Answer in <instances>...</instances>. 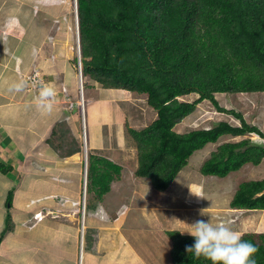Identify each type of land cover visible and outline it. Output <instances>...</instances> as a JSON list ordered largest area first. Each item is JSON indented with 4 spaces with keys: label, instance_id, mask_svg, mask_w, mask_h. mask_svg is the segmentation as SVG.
<instances>
[{
    "label": "trees",
    "instance_id": "obj_1",
    "mask_svg": "<svg viewBox=\"0 0 264 264\" xmlns=\"http://www.w3.org/2000/svg\"><path fill=\"white\" fill-rule=\"evenodd\" d=\"M83 71L109 88L147 94L157 118L141 129L130 127L138 153L136 176L158 190L170 187L190 157L224 135L264 131L231 109L240 125L220 120L207 128L179 132L175 126L210 100L219 111L217 92H264V0H78ZM198 94L194 100L185 97ZM54 129L52 136L55 135ZM51 136V138H52ZM52 145L51 139L48 141ZM72 148L67 154L80 149ZM264 161V143L251 137L222 142L201 166L207 175L226 177L246 164ZM7 173L12 165L0 161ZM123 167L110 158L89 154L88 193L95 203L111 191ZM14 192L9 195L12 205ZM231 206L264 209V178L241 182ZM7 227L13 218L7 214ZM168 230L174 264H210L185 251L194 237ZM242 239L258 245L264 264V231H244Z\"/></svg>",
    "mask_w": 264,
    "mask_h": 264
},
{
    "label": "rangeland",
    "instance_id": "obj_2",
    "mask_svg": "<svg viewBox=\"0 0 264 264\" xmlns=\"http://www.w3.org/2000/svg\"><path fill=\"white\" fill-rule=\"evenodd\" d=\"M49 11L52 24L49 22L50 18H48ZM75 12V0H58L57 7L43 10L44 18L42 20L44 31L46 33L52 31L53 33L50 42L55 40L59 42V45L54 43V52L62 53L63 50H65L73 54L71 62L73 64L72 66L75 68V72H77V85L81 87L80 77L78 75L79 51ZM41 75L44 76V73L41 72ZM64 79L65 74H56L54 85L59 86ZM83 79L85 80L84 88L86 89V100L90 98L92 102L94 97L101 100L110 97V99L106 101L111 104L110 107H107L108 111L109 108L111 109V117L126 113L123 116L124 120L118 121L116 127H104L106 134L115 139L117 143L113 144L112 138H108L101 152L118 158L120 154H114V151L123 147V149H126V151L123 152L124 157L132 160L137 153V149L135 148L136 143L127 131L126 125L128 124L130 127H133L131 120H134L135 124L138 126H147L156 118V114H154L156 110L148 104V95L124 89H122V92L115 89H113V91L109 90V95L107 91L109 87L104 86L101 82L98 83L96 79L85 76L84 73ZM81 81L83 83L82 79ZM31 88L32 87L29 86V90ZM78 91H80L78 102L75 96L72 99L73 103H70V101L66 99V102L71 105L70 109H68V114H72L73 104L75 105L73 109H75L77 105L79 106V112L77 113L76 120H74L75 123L70 125L67 120L62 119L64 121L60 122L56 127L57 133L49 139L52 141V153H58L59 155H57L62 158H71L67 163H78L79 165H72L69 168L66 165L63 166L67 168L64 173L66 176H63L64 180L61 179V175H58V180L56 176H52L50 170L43 167L44 169L41 170L45 172L42 177H38L37 181V187L41 186L42 188L44 183L49 178H52V181L48 184H51L49 189L46 187L45 190L43 189V193L46 195L42 196L41 200H52L51 197L57 200L60 199L58 209L61 208L59 215H62V217H59V219L65 223H75L74 221H76L71 214L73 212L71 210L73 206L71 205L72 198L69 197L77 192L76 184H78L80 177V165L83 168V173L81 174L82 184L80 183L81 192H83L87 154L89 157V154L93 153L92 151H97V148H99V146L95 145L92 147V150L90 149L93 143L92 132L88 133L84 128L86 119H83V114L85 113H83L81 106L85 101V99L83 100L84 92L82 95L81 88ZM197 97L198 94L192 93L185 98L187 100H194ZM216 97L220 105L225 107L227 111H219L210 100L205 99L198 104L196 110L192 114L188 115L183 121L177 124L175 129L177 131L187 132L192 128L211 127L220 120L230 121L233 125H240L239 119L229 112L233 109L234 111L244 114V117L250 124L256 125L264 131V92H217ZM112 100L117 101V103ZM83 105L85 106L84 103ZM89 106L91 105L87 104V109ZM101 110L103 109L101 108ZM66 118L69 120L68 117ZM125 118H127V120ZM111 121L112 120H109V123ZM245 136L251 137L258 143L264 141V138L255 133H249ZM245 136L224 135L217 142L209 143L203 149L197 150L190 157L188 165L178 174L170 187L162 191L154 188L147 178L149 186H145L148 181L144 180V178L140 180L144 183L143 185L139 179H137L138 176H134L132 174V169H130L131 174L129 177L134 179L137 185L135 189L130 192L124 191L121 184L115 185L117 189L116 203L113 204L114 202H110V206L108 204L105 205L102 207L103 213L101 212V215L95 217L97 222L101 221L102 223L100 232L98 229L87 227L90 224V222L89 224L87 222L90 213H86L85 227L87 228L83 233L84 238L82 239L81 237L79 243V257L83 254V261H86L88 256L87 251L96 248L94 250L98 252L100 256L91 258V264H126V261H132L133 257L134 261H137L138 264H173L171 254L165 252V250L168 251V247L171 246L172 243V239L168 235V230H180L184 232L189 230L186 224L191 225L196 220H210L213 224L227 222L240 233L252 231L254 228L257 230L264 229V211L246 212L245 209H237L231 206V200L241 182L264 178V161L260 165L251 163L246 164L240 170L231 172L226 177L207 175L201 172L203 162L210 157L211 152L215 150L220 143L229 140L238 141ZM85 142L87 143L88 151ZM72 148L80 150L68 155L67 153ZM127 167L128 166L124 167L126 171H128ZM24 181L25 175L23 174H20L18 180H12L11 187H13V191L16 192ZM57 181L59 184L63 183V186L59 187L60 194L58 196H50V193L54 195V192L57 191ZM137 186H139L138 189ZM23 198L26 199L25 196H23ZM41 200H39V202ZM86 201L88 204L91 202L95 203L96 199L94 194L87 192ZM29 207L31 208V210L28 211L31 218L30 220L35 222L34 219L37 218L33 217V214H35L33 204ZM49 208L57 210V207L54 205L46 207V211L44 208L43 210L47 212ZM203 210H205L206 215L202 216L200 213ZM112 212L116 213V218L119 216L122 218L116 219L112 217ZM104 213L107 214L106 217ZM38 214L41 215V212ZM50 216H52V214H50ZM114 219H116L118 223L117 226L111 224ZM125 221H127L126 224H124ZM79 229L82 230V222L81 225L79 224ZM63 230L66 232V228ZM131 231L135 232L133 237L130 235ZM117 235L122 238H117ZM82 241L83 246L81 243ZM82 248H84L83 252ZM151 248L152 250L150 251ZM39 251L40 249H38L36 254L35 247L29 250L31 258L36 264H40L41 262L39 259ZM10 262L12 261L10 260ZM0 264H2L1 259Z\"/></svg>",
    "mask_w": 264,
    "mask_h": 264
},
{
    "label": "crops",
    "instance_id": "obj_3",
    "mask_svg": "<svg viewBox=\"0 0 264 264\" xmlns=\"http://www.w3.org/2000/svg\"><path fill=\"white\" fill-rule=\"evenodd\" d=\"M57 2L58 0H0V161L13 166L12 171L8 174H3L0 171V234L7 225L8 209L6 201L10 190L13 188L11 182L15 179L18 180L20 174L25 175L24 183L16 192L14 191L13 206L10 210L13 216L14 228L6 232L0 243L2 264H36L29 253V250L33 247H35L36 254L40 249V264H78L79 243L81 237L84 238L83 232L87 227L101 231L102 223L101 221L97 222L95 217L102 214L99 210L101 207L107 204L110 206V202L116 203L117 189L115 185L121 184L122 189L129 192L135 189L137 185V182L129 177L131 174L130 169H132V174L135 176L134 172L138 166L137 153L132 160H129L123 155V152L126 151L123 147L114 151V154H120L118 158L101 152L108 138H112L106 134L104 127H116L118 121L124 120L123 116L126 113L111 117V109L109 108L108 111L107 108L111 104L106 101L110 97L102 100L94 97L91 102L90 98L86 100V89L84 88L85 114H83V119H86V124H84L86 131L88 133L92 132L93 143L90 149L92 150L95 145L99 146L98 150L96 149L97 151L92 152L106 156L115 163L120 164L123 167L121 177L113 181L111 191L105 195L103 203L99 201L97 205L94 204L93 208H86V211L90 213L87 220L90 224L85 228L80 213L82 205L80 201L82 194L81 174L83 173L81 165L80 177L78 184H76L77 192L69 197L72 198L71 205L73 209L71 210L73 212L71 214L76 220L75 223L60 221L59 217H62V215H59L61 208L58 209L60 199L57 200L51 197L52 200H41V197L46 195L43 193V189H49L51 184H48L52 181V178H49L42 188L41 186L37 187L38 177H42L45 172L41 170L44 169L43 167L50 170L52 176L58 178V175H61V179L64 180L63 176H66L64 173L67 168L63 166L66 165L69 168L72 165H79L78 163H67L71 158H62L58 156V153V155L52 153L51 144L48 142L57 125L64 121L62 119L73 125L79 112V106L77 105L75 110L73 104L72 114H68L71 105L66 102V99H68L70 103H73L74 96L78 102V95H80V91H78L80 87L77 85V72H75L71 62L73 54L65 50L62 53L54 52V43L59 45V42L58 40L50 42L53 36L52 31L49 33L44 31L43 10L57 7ZM48 18H50L49 22L52 24L50 11ZM41 72L44 73V76L41 75ZM58 73L65 74V79L59 84L60 87L54 85ZM35 80H38V82ZM20 82H23V88L16 91L14 85ZM42 84H51L55 89L56 94L50 110L40 102ZM29 86L32 87L30 90ZM113 89L123 91L121 88H108V93L109 90L113 91ZM114 102L117 103V101ZM87 104L91 105L88 109ZM154 114L157 118V111ZM125 119L127 120V118ZM109 120L112 121L109 123ZM131 121L134 128L141 129L145 127L138 126L134 120ZM112 140L113 144L117 143L115 139L112 138ZM135 148L137 149V147ZM125 166H128V171L124 169ZM137 179L140 181L143 180V177H137ZM141 183L144 185L143 182ZM148 184L149 181L145 186L148 187ZM56 185L58 187L56 193L54 192V195L50 193V196L60 194L59 187H62L63 183L59 184L57 181ZM39 200L41 201L39 202ZM32 204L35 211L33 217L37 218L34 219L35 222L30 220V214L28 213L31 210L29 206ZM51 205L56 206L58 211L49 208V211L45 212L46 207ZM245 210L246 212L263 211ZM40 212L42 219L37 217V213ZM111 215L117 217L115 212H112ZM121 218L119 216L116 219ZM116 219L112 220L111 223L114 226L118 225ZM81 222L82 230L79 229ZM126 223L127 221L124 222V224ZM84 226H86V220ZM64 228H66V232L63 230ZM253 231H264V229L257 230L254 228ZM134 233L131 231L130 235L133 237ZM117 238L121 239L122 237L117 235ZM171 247L172 243L168 247V251L164 249L165 252L171 253ZM93 250L87 251L88 256L83 264H91V258L100 256L98 252ZM126 264L138 263L134 261L133 257L132 261H126Z\"/></svg>",
    "mask_w": 264,
    "mask_h": 264
},
{
    "label": "clouds",
    "instance_id": "obj_4",
    "mask_svg": "<svg viewBox=\"0 0 264 264\" xmlns=\"http://www.w3.org/2000/svg\"><path fill=\"white\" fill-rule=\"evenodd\" d=\"M75 4H76L75 17H76V27H77L76 33L78 35V51H79L78 75L80 77V82H81L80 88H81V93L83 95L85 80L83 79L84 71L82 69L83 61H82V48H81V36H80V20H79V12H78V0H75ZM76 61H77V59H76ZM85 76H88V75H85ZM81 79L83 80L84 84L82 83ZM14 87H15L16 91H20L23 88V82H20V83L14 85ZM218 93H220V92H218ZM55 94H56L55 89L51 84H42L41 90H40V102H41V104L45 105L50 110L52 107V102L55 98ZM83 100H84V97H83ZM80 104H81V102H80ZM82 111H83V113H85V108L82 107ZM260 143H264V141L260 142ZM85 146H86L87 151H88V146H87L86 142H85ZM6 165H10V164H6ZM85 167L86 168H85L84 191L82 192V197H81V204H82L81 209L82 210H80V213H82V222H83L84 228H85L84 222H85V218H86V213L88 212V211H86V208L88 209V205H89L88 202L86 201L87 192H88V167H89L88 154H87V159L85 161ZM0 171L3 174H8L12 170H10L7 173H4L1 169H0ZM144 179H146V178H144ZM11 191H13V188L10 190V192ZM10 192L8 194V198L6 201L8 212L11 210V208L13 206V201H12V205L9 202ZM13 198H14V194H13ZM101 201H103V199L100 200V202ZM237 209H247V208H237ZM99 210H100V212L103 213L102 207ZM247 210H263L264 211V209H247ZM200 214L202 216L206 215L205 210H203ZM106 215L107 214L104 213L105 217H106ZM37 217L41 218V216L38 213H37ZM12 218H13V216H12ZM6 219H7V217H6ZM6 223H7V220H6ZM186 225H187L189 230L181 232V234L187 232L189 235L194 237V243L192 245H186V247H185V251L187 253H192L197 258H203L204 260L209 261L210 264H257V260L255 259V256L260 251L258 245H256L252 241L243 240L242 234L239 231L235 230L229 223L223 222V223L213 224L212 222H210V220H208V221L196 220L191 225H188V224H186ZM13 226H14V224H13ZM6 227H7V225H6ZM172 245H173V242H172ZM82 246H83V242H82ZM82 252H83V250H82ZM83 256H84L83 254L80 255L78 264H83L82 263Z\"/></svg>",
    "mask_w": 264,
    "mask_h": 264
},
{
    "label": "built area",
    "instance_id": "obj_5",
    "mask_svg": "<svg viewBox=\"0 0 264 264\" xmlns=\"http://www.w3.org/2000/svg\"><path fill=\"white\" fill-rule=\"evenodd\" d=\"M35 81H36V80H35ZM36 82H38V80H37ZM81 106L84 108V105H83V103L81 104Z\"/></svg>",
    "mask_w": 264,
    "mask_h": 264
},
{
    "label": "bare ground",
    "instance_id": "obj_6",
    "mask_svg": "<svg viewBox=\"0 0 264 264\" xmlns=\"http://www.w3.org/2000/svg\"><path fill=\"white\" fill-rule=\"evenodd\" d=\"M118 138V137H117ZM207 210H209V209H207Z\"/></svg>",
    "mask_w": 264,
    "mask_h": 264
}]
</instances>
